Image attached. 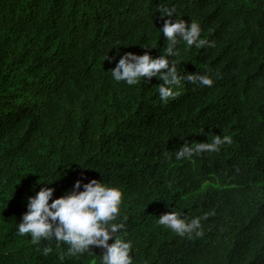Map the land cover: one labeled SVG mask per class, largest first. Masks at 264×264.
Listing matches in <instances>:
<instances>
[{
  "label": "trees",
  "instance_id": "trees-1",
  "mask_svg": "<svg viewBox=\"0 0 264 264\" xmlns=\"http://www.w3.org/2000/svg\"><path fill=\"white\" fill-rule=\"evenodd\" d=\"M178 20L205 43L170 45ZM129 52L165 56L175 94L115 81ZM215 136L230 143L177 158ZM81 178L121 191L109 244L133 264H264V0H0V264H98L106 249L18 233L29 197ZM171 212L200 227L174 233Z\"/></svg>",
  "mask_w": 264,
  "mask_h": 264
},
{
  "label": "clouds",
  "instance_id": "clouds-1",
  "mask_svg": "<svg viewBox=\"0 0 264 264\" xmlns=\"http://www.w3.org/2000/svg\"><path fill=\"white\" fill-rule=\"evenodd\" d=\"M173 12L174 9L162 8V16H170ZM162 31L170 45L177 42V34H182L183 40L189 46L193 43H197V46L205 43L202 39L198 40L200 28L197 23H192L190 28H187L182 20L175 23L166 21ZM166 52L173 53L172 46H169ZM163 69H168L167 73L163 72ZM111 75L115 81L125 82L127 85H135L142 78L158 76L164 82L158 89L163 98L175 94L164 85L179 82L177 69L174 66L169 68V60L165 56L153 59L148 54L135 55L131 52L119 59ZM188 79L195 80L197 77L189 76ZM199 79L204 85L210 86L213 83L207 76H201ZM223 143H230V140L227 137L221 139L215 136L212 143L196 144L194 149L184 146L176 156L180 158L190 155L193 150L216 151ZM45 183L50 185L53 182ZM81 187L83 190H80ZM54 192V188L46 186L28 198L27 211L18 226L19 235L30 234L34 243L39 242L41 238L49 239L54 236L57 241L69 245L70 254L85 252L91 246L106 249L98 264H133L129 255L131 242L118 236L109 244V241L113 240V233L123 227L122 224L112 223L120 211L122 193L119 189L109 187L96 179L84 183L81 178L75 181L71 190L59 198H53ZM158 222L181 236L200 227L199 218H193L188 223L186 219L180 218L178 212L165 214Z\"/></svg>",
  "mask_w": 264,
  "mask_h": 264
}]
</instances>
